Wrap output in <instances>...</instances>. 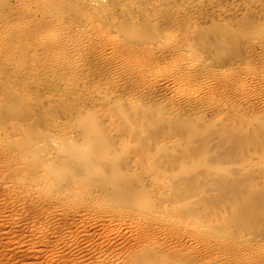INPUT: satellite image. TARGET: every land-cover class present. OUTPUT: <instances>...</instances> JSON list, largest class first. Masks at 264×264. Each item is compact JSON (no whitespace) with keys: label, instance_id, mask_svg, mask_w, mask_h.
Listing matches in <instances>:
<instances>
[{"label":"rangeland","instance_id":"374dc122","mask_svg":"<svg viewBox=\"0 0 264 264\" xmlns=\"http://www.w3.org/2000/svg\"><path fill=\"white\" fill-rule=\"evenodd\" d=\"M0 264H264V0H0Z\"/></svg>","mask_w":264,"mask_h":264},{"label":"bare ground","instance_id":"6f19581e","mask_svg":"<svg viewBox=\"0 0 264 264\" xmlns=\"http://www.w3.org/2000/svg\"><path fill=\"white\" fill-rule=\"evenodd\" d=\"M224 70V69H223Z\"/></svg>","mask_w":264,"mask_h":264}]
</instances>
